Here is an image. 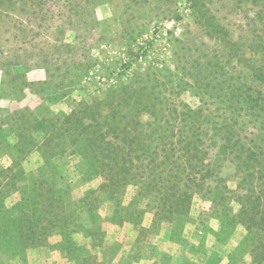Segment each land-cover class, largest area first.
<instances>
[{
	"label": "rangeland",
	"instance_id": "374dc122",
	"mask_svg": "<svg viewBox=\"0 0 264 264\" xmlns=\"http://www.w3.org/2000/svg\"><path fill=\"white\" fill-rule=\"evenodd\" d=\"M78 2L77 14L71 13L64 0L49 4L52 12L46 20L33 17L29 7L3 4L0 9V173L10 168L8 175H16L19 187L28 186L30 175L43 161L41 153L34 151L17 164L16 150L22 145L20 112L38 118L62 117L81 102L103 97L133 78L149 85L158 80L154 97L164 103L165 97H181L193 107L202 103L204 87H218L231 74L257 86L245 67L229 61L227 48L208 34L205 19L200 21L199 16L205 12L213 17L230 38L250 51L257 41H264V0ZM220 63H226L224 71H219ZM216 75L219 79H213ZM179 89L180 96L172 94ZM218 95L215 88L205 95L211 109ZM33 134L37 143L44 136L38 130ZM60 144L67 150L53 160L59 182L64 184L59 194L93 226L80 199L101 184L100 170L69 153L73 146L67 138ZM134 192L135 187L127 188L125 203ZM18 199L13 192L8 204ZM211 202L203 194L196 195L191 219H177L170 233L165 224L153 226L154 211L144 203L141 222L114 223L115 202L107 200L98 211L101 233L75 234L78 250L71 258L66 256L60 230L55 229L50 245L31 247L17 256L0 253V264H257L242 246L245 226L224 227L225 211L217 216ZM229 205L236 210L234 201Z\"/></svg>",
	"mask_w": 264,
	"mask_h": 264
},
{
	"label": "trees",
	"instance_id": "16d2710c",
	"mask_svg": "<svg viewBox=\"0 0 264 264\" xmlns=\"http://www.w3.org/2000/svg\"><path fill=\"white\" fill-rule=\"evenodd\" d=\"M62 1L0 0V9L3 4L29 7L33 17L46 20L52 12V6H47ZM64 1L71 13L79 12V2ZM199 17L200 21L204 17L208 34L223 42L229 61L245 67L257 86L231 74L213 86L219 95L211 109L205 96L214 89L210 85L202 89V103L193 107L181 97H165V103L154 97L158 80L149 85L133 78L103 97L81 102L62 117L38 118L20 112L22 145L16 150L17 164L34 151L41 153L43 161L25 188L18 186L15 174L8 175L10 168L0 173V253L17 256L31 247L50 245L49 238L58 229L71 258L78 250L75 234L101 233L98 211L107 200L115 202L114 223L141 222L144 203L154 211L153 226L165 224L174 233L176 220L189 221L196 195L203 194L211 199L217 216L225 211L224 227L245 226L242 246L254 262L264 264V41L248 51L213 17L205 12ZM225 64L217 65L219 71ZM172 94L180 96L182 89ZM35 130L44 135L38 143ZM65 138L73 146L69 153L100 170L101 184L80 199L93 226L59 194L64 184L53 160L66 153L60 144ZM229 166L232 170L226 174ZM128 187H135V192L125 203ZM13 192L19 199L9 205ZM229 201L236 203L235 211Z\"/></svg>",
	"mask_w": 264,
	"mask_h": 264
}]
</instances>
